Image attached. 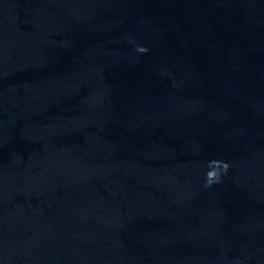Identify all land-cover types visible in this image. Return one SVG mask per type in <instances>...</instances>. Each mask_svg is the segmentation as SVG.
Wrapping results in <instances>:
<instances>
[{"label": "water", "instance_id": "95a60500", "mask_svg": "<svg viewBox=\"0 0 264 264\" xmlns=\"http://www.w3.org/2000/svg\"><path fill=\"white\" fill-rule=\"evenodd\" d=\"M0 264H264V0H0Z\"/></svg>", "mask_w": 264, "mask_h": 264}]
</instances>
